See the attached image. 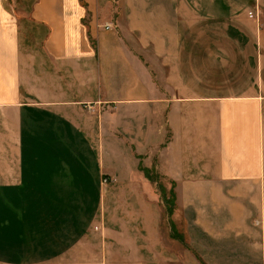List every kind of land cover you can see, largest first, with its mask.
Segmentation results:
<instances>
[{
  "label": "crops",
  "instance_id": "1",
  "mask_svg": "<svg viewBox=\"0 0 264 264\" xmlns=\"http://www.w3.org/2000/svg\"><path fill=\"white\" fill-rule=\"evenodd\" d=\"M23 183L0 264H264V0H0V204Z\"/></svg>",
  "mask_w": 264,
  "mask_h": 264
},
{
  "label": "rangeland",
  "instance_id": "2",
  "mask_svg": "<svg viewBox=\"0 0 264 264\" xmlns=\"http://www.w3.org/2000/svg\"><path fill=\"white\" fill-rule=\"evenodd\" d=\"M44 155L46 156L47 154H44L43 152H40V158H44ZM111 182L110 185H107L105 183H109ZM102 186L106 187V196H110L111 192L114 194L116 192V190L114 189L115 187L113 186L114 183H116V179L114 178V176H108V180L106 182H104V179L102 180ZM84 184V183H83ZM85 185V184H84ZM90 185H88L89 187ZM94 186V185H93ZM27 190V188H25V183L22 184V186H19L18 190V194L17 197L15 198V200H5L3 202V204H0V231H1V235L3 234L4 236L7 237V240H9V238H11L12 240H14V243L21 244L25 237H26V232H25V228L27 225V218L29 216V219L31 218L30 216V200L25 199L23 196H25V191ZM96 189V187L94 188ZM93 189V192H95ZM96 195H98L97 191H96ZM108 201L110 199H107ZM119 201L118 199H113V205L119 206V203L117 202ZM112 204V203H111ZM5 205V206H3ZM103 205V203H102ZM104 205H105V199H104ZM10 207V212H8V210L4 207ZM66 208V207H65ZM5 210V211H4ZM28 211V213H27ZM29 214V215H28ZM84 225H87L86 222H84ZM99 226V225H98ZM95 233H97L96 238L97 239H102L104 238V236L102 234H100V232L98 231H94ZM83 234H85L86 232L83 230L82 231ZM89 231L87 232L86 237L90 238L89 236ZM14 235V236H13ZM91 237H95L94 235H92ZM91 239V238H90ZM2 241V240H1ZM21 251L24 250L23 246L19 247ZM0 249H2V251H8V249L6 247H1Z\"/></svg>",
  "mask_w": 264,
  "mask_h": 264
},
{
  "label": "trees",
  "instance_id": "3",
  "mask_svg": "<svg viewBox=\"0 0 264 264\" xmlns=\"http://www.w3.org/2000/svg\"><path fill=\"white\" fill-rule=\"evenodd\" d=\"M139 170L143 173V175L146 179H148L149 181H151L153 183H157L160 192L164 196V188L159 184L158 177L155 176L154 174H152V172L150 170H147V169L142 168L140 166H139ZM163 200L165 203L167 215H169V216L172 215L173 210L175 208V196H174L172 190L170 191L169 197H167V198L163 197ZM171 232H172L173 238L182 241V238L175 234L173 228L171 229Z\"/></svg>",
  "mask_w": 264,
  "mask_h": 264
},
{
  "label": "built area",
  "instance_id": "4",
  "mask_svg": "<svg viewBox=\"0 0 264 264\" xmlns=\"http://www.w3.org/2000/svg\"><path fill=\"white\" fill-rule=\"evenodd\" d=\"M111 28H112L111 25H106V26H105V29H106V30H109V29H111ZM107 180H108V179H104V182H106Z\"/></svg>",
  "mask_w": 264,
  "mask_h": 264
}]
</instances>
